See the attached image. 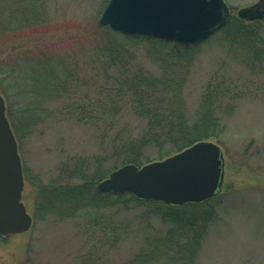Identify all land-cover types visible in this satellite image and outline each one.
Returning <instances> with one entry per match:
<instances>
[{
  "label": "rangeland",
  "instance_id": "rangeland-1",
  "mask_svg": "<svg viewBox=\"0 0 264 264\" xmlns=\"http://www.w3.org/2000/svg\"><path fill=\"white\" fill-rule=\"evenodd\" d=\"M46 1L47 23L27 30L21 41L32 47L42 42L45 51L67 58V64H71L68 69L75 71L83 86L76 88V95H62L46 103L43 120L19 143L25 171L23 201L31 215L36 198L32 182L49 184L63 167L74 169L81 161L97 159L104 161L107 178L118 163L113 158L117 133L126 131L136 136L146 127L145 120L126 110L117 116L118 125L111 115L103 114L81 121L72 110L91 90V83H104L105 72L116 70L108 68L110 53L102 57L97 54L100 38L96 27L106 0ZM224 1L230 17H238L241 8L258 2ZM223 28L200 41L203 43L185 87L190 113L197 110L215 76L229 78L235 86L233 95H237L234 109L217 112L223 125L219 145L225 156V181L217 216L210 224L196 264H264V71L237 57L238 50L230 48L223 34L218 33ZM259 34L264 40V22ZM153 44L148 40L131 42L125 59L158 73L154 55L157 48ZM0 50L10 52L9 48ZM154 152L150 150L149 156L156 157ZM148 211V207L136 203L117 217L113 211L105 214L124 226L130 224L127 236L117 246L105 240L106 226H97L91 220L61 219L52 214L45 220L34 219L30 231L0 238V264H123L139 254L153 227L161 231L167 228L157 217L149 218ZM147 221L151 225L145 230Z\"/></svg>",
  "mask_w": 264,
  "mask_h": 264
},
{
  "label": "trees",
  "instance_id": "trees-1",
  "mask_svg": "<svg viewBox=\"0 0 264 264\" xmlns=\"http://www.w3.org/2000/svg\"><path fill=\"white\" fill-rule=\"evenodd\" d=\"M47 14L46 0H0V48L10 50H0V93L6 99L7 115L18 143L43 120L46 103L62 95H76V88L83 86L75 71L68 69L71 64H67V58L45 51L42 42L32 47L21 41L27 30L47 23ZM260 26L259 21L246 22L231 15L218 33L223 34L230 48L238 50L237 57L244 64L264 71ZM96 29L100 38L97 54L102 57L110 53L108 68L116 70L105 72L104 83H91V90L72 110L81 121L103 114L111 115L118 125L117 116L125 110L146 121L139 135L117 133L113 158L118 163L110 173L126 164L141 167L163 160L200 141L217 139L220 143L223 125L217 112L234 109L237 95H233V83L223 76L213 77L194 113H190L185 95L195 56L204 41L184 45L124 35L100 25ZM147 40L157 48L154 55L158 73L125 59L131 42ZM225 99L230 100L224 102ZM150 150L156 151V157L149 156ZM103 164L99 159L81 161L74 169L63 167L49 184L32 182L36 189L33 218L45 220L52 214L61 219L91 220L97 226H106L105 240L117 246L127 236L130 224L126 227L105 214L113 211L117 217L138 203L149 208V218L157 217L167 228L161 231L151 227L139 254L123 264H196L210 224L217 216L220 194L203 202L174 205L139 199L130 193L102 192L98 184L106 178ZM148 222L143 229L150 227Z\"/></svg>",
  "mask_w": 264,
  "mask_h": 264
},
{
  "label": "water",
  "instance_id": "water-1",
  "mask_svg": "<svg viewBox=\"0 0 264 264\" xmlns=\"http://www.w3.org/2000/svg\"><path fill=\"white\" fill-rule=\"evenodd\" d=\"M237 14L245 21L264 22V0L241 8ZM229 17L224 0H109L99 25L124 35L188 45L212 36L226 26ZM225 165L219 144L200 141L141 167L123 165L102 180L98 189L174 205L198 203L221 193ZM24 188L19 144L0 94V236L26 233L33 227L34 218L23 201Z\"/></svg>",
  "mask_w": 264,
  "mask_h": 264
},
{
  "label": "flooded vegetation",
  "instance_id": "flooded-vegetation-1",
  "mask_svg": "<svg viewBox=\"0 0 264 264\" xmlns=\"http://www.w3.org/2000/svg\"><path fill=\"white\" fill-rule=\"evenodd\" d=\"M9 236H12V235L0 236V238H6V237H9Z\"/></svg>",
  "mask_w": 264,
  "mask_h": 264
}]
</instances>
